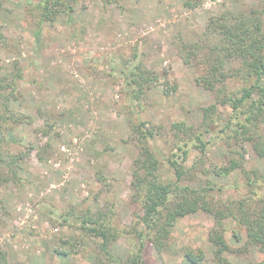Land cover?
I'll use <instances>...</instances> for the list:
<instances>
[{"label":"rangeland","instance_id":"374dc122","mask_svg":"<svg viewBox=\"0 0 264 264\" xmlns=\"http://www.w3.org/2000/svg\"><path fill=\"white\" fill-rule=\"evenodd\" d=\"M38 1L43 0H0V31L10 41L9 49H0V70L9 73L17 61L23 72L19 100L10 103V110L25 121L8 138L34 148L21 181L0 186V251L8 264H92L96 245L79 229L81 213L111 206L115 225L136 220L130 188L140 146L133 139L136 126L143 124L140 131L153 134L143 141L158 158L164 181L173 180L168 159L196 171L228 161V144L234 140L221 131L226 109L218 108L220 120L209 127L211 144L202 167L189 138L172 128L202 126L203 109L213 103V95L195 82L205 70L202 54L187 67L180 50L186 45L183 56L193 52L190 45L198 42L210 17L225 9H248L260 0H115L109 5L65 0L55 22L40 27L37 16L26 12ZM137 64L159 82L134 100L122 72ZM178 146L190 150L188 159ZM244 149L245 168L264 174V158H257L249 144ZM213 180L222 188L218 199L239 196L240 174ZM233 224L225 225L230 251L224 257L231 264L260 262L263 255L255 247L245 246L244 239L234 241ZM211 228L195 215L179 219L160 255L146 247V262L189 264L187 251L211 260ZM134 241L131 235L119 237L112 253L125 258Z\"/></svg>","mask_w":264,"mask_h":264},{"label":"trees","instance_id":"16d2710c","mask_svg":"<svg viewBox=\"0 0 264 264\" xmlns=\"http://www.w3.org/2000/svg\"><path fill=\"white\" fill-rule=\"evenodd\" d=\"M104 5L115 0H100ZM187 6H191L186 2ZM65 0H43L29 3L27 15L36 17L38 27L44 22H55L64 11ZM0 2V10H2ZM264 0L242 11L225 9L210 17L193 52L187 51L180 57L187 67H191L192 57L202 54L205 66L203 75L196 77L198 86L213 95V103L203 109V122L197 128L175 124L172 128L183 132L194 149L200 154L197 166H204V157L211 139L207 138L209 127L220 120V110L229 112L221 131L227 132L229 158L226 164L208 165L196 171L195 166L184 168L183 163L168 159L173 171V180L164 181L159 175L160 162L151 148L143 140L154 136L146 130L140 131L143 124L135 127L133 139L139 151L132 162L130 188L134 206L135 221L130 226H117L111 206L92 211L89 208L78 217L79 229L93 239L96 245L92 264H150L145 260V249L152 246L160 255L179 219L195 215L205 226L212 225L208 241L213 247V257L207 260L201 252L195 255L185 252L189 264H231L224 254L230 251L224 238L226 222H233L234 241L245 240V246H253L263 255L256 264H264V174L257 169L245 168V144H249L257 158H264ZM10 41L0 31V49H9ZM203 66V67H204ZM12 70H0V186L21 181L23 164L30 157L29 147L16 141H9L8 133L24 123V116L10 110V103L19 100V82L23 72L14 61ZM124 79L129 88L130 99L141 96L159 82L154 72H148L140 64L128 68ZM228 143V142H227ZM13 148L17 151H13ZM188 159L189 149L177 147ZM41 152V151H40ZM36 159L42 161L37 152ZM196 166V167H197ZM194 168V169H193ZM233 174L242 177L241 186L236 185L237 198L218 199L222 191L213 178L226 179ZM201 177H204L202 180ZM183 182H187L185 184ZM195 183L196 185H191ZM245 193L242 194V188ZM241 188V191H240ZM134 237V249L125 258L116 257L111 246L121 236ZM66 255V252H63ZM0 264H8L6 254L0 251Z\"/></svg>","mask_w":264,"mask_h":264}]
</instances>
